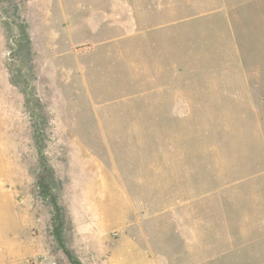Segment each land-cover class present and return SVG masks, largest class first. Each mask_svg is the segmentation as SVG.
<instances>
[{
	"label": "rangeland",
	"instance_id": "374dc122",
	"mask_svg": "<svg viewBox=\"0 0 264 264\" xmlns=\"http://www.w3.org/2000/svg\"><path fill=\"white\" fill-rule=\"evenodd\" d=\"M264 264V0H0V264Z\"/></svg>",
	"mask_w": 264,
	"mask_h": 264
},
{
	"label": "built area",
	"instance_id": "2783aa9c",
	"mask_svg": "<svg viewBox=\"0 0 264 264\" xmlns=\"http://www.w3.org/2000/svg\"><path fill=\"white\" fill-rule=\"evenodd\" d=\"M21 264H59V263L56 260L50 259V260H44V261L31 260V261L24 262Z\"/></svg>",
	"mask_w": 264,
	"mask_h": 264
},
{
	"label": "crops",
	"instance_id": "0c3cea01",
	"mask_svg": "<svg viewBox=\"0 0 264 264\" xmlns=\"http://www.w3.org/2000/svg\"><path fill=\"white\" fill-rule=\"evenodd\" d=\"M32 260H35V259H32ZM28 261H31V260H28ZM28 261H27V262H28Z\"/></svg>",
	"mask_w": 264,
	"mask_h": 264
}]
</instances>
